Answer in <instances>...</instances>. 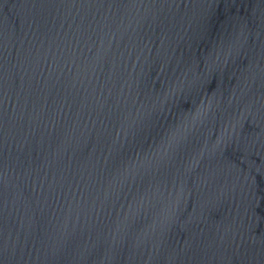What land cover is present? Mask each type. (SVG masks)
Masks as SVG:
<instances>
[{"label":"water","instance_id":"95a60500","mask_svg":"<svg viewBox=\"0 0 264 264\" xmlns=\"http://www.w3.org/2000/svg\"><path fill=\"white\" fill-rule=\"evenodd\" d=\"M0 264H264V0H0Z\"/></svg>","mask_w":264,"mask_h":264}]
</instances>
